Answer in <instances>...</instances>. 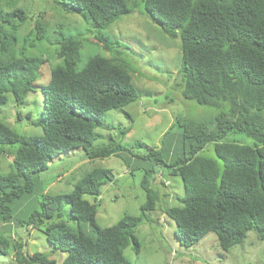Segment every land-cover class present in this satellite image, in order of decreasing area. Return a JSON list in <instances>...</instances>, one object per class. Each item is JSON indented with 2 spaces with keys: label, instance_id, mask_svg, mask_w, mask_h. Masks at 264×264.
Segmentation results:
<instances>
[{
  "label": "trees",
  "instance_id": "trees-1",
  "mask_svg": "<svg viewBox=\"0 0 264 264\" xmlns=\"http://www.w3.org/2000/svg\"><path fill=\"white\" fill-rule=\"evenodd\" d=\"M19 2L0 0V107L9 94L24 106L36 89L45 105L33 122L41 135L26 136L0 121V156L8 161H0V257H14L16 264H129L125 250L140 254L139 229L168 197L154 188L159 173L179 177L184 187L185 195L175 197L179 204L162 210L175 221L182 247L193 248L210 234L226 253L252 231L264 241V0H143L142 13L171 39H181L184 97L222 110L203 121L177 117L172 129L181 130L178 140L170 129L160 148L112 138L98 143V129L119 127L125 135L132 130L107 124L104 116L140 99L120 57L123 44L98 33L93 43L112 56H90L80 69L85 34L52 30L41 14L32 15ZM55 3L67 14L89 18V33L108 29L137 6V0ZM42 42L58 46L56 57L63 62L52 68L49 81L43 74L46 58L31 55ZM236 134L253 139L254 146L228 140ZM209 146L221 163L201 155ZM77 150L89 162L114 156L133 175L144 172L147 203L140 216L98 226L102 188L115 177L105 168L94 167L71 194L46 193L42 174ZM34 230L46 236L51 252L26 249ZM55 254L66 257L58 262Z\"/></svg>",
  "mask_w": 264,
  "mask_h": 264
},
{
  "label": "rangeland",
  "instance_id": "rangeland-1",
  "mask_svg": "<svg viewBox=\"0 0 264 264\" xmlns=\"http://www.w3.org/2000/svg\"><path fill=\"white\" fill-rule=\"evenodd\" d=\"M19 6L24 7L32 15L41 14L52 30L64 29L67 33L85 34L80 69L90 56H112L93 43V37L98 33L117 38L125 47L124 50L121 49L120 57L129 66L128 70L140 99L124 110L107 112L104 122L121 125L123 129L132 125V130L125 135L119 127L110 131L98 129L97 133L102 136L98 141L99 144H107L112 138L121 144L140 142L149 147L160 148L164 134L172 129L177 117L203 121L222 113L221 109L202 106L184 97L183 79L178 73L182 60L181 39L179 37V40L171 39L163 32L160 24L153 22L142 13L143 0H137L136 9L131 15L121 18L106 30H94L92 33L88 32L92 23L89 18L81 14H67L61 11L57 8L55 0H20ZM53 37L54 33L51 32L50 38ZM57 49L58 46L42 42L31 53L32 56H44L48 61L43 71L45 81H49L52 68L63 65V62L56 57ZM41 83H44L42 79L38 81V84ZM44 105V96L39 89L30 93L25 105L21 107L16 105L13 95L9 94L7 104L0 107V121L26 136L41 135L42 129L33 122H39ZM28 115H31V119L27 117ZM172 132L175 134L172 138L177 141L181 130L174 127ZM228 140L254 146L253 139L240 134L230 135ZM176 145L177 143L173 148ZM139 151L142 152L144 149ZM201 155L218 160L214 146H209ZM0 161L8 163L2 156ZM94 167L111 170L115 175L113 182L102 188V195L99 198L101 206L97 218L98 226L105 229L127 215L140 216L141 208L147 203L146 193L141 187L144 172L137 171L133 175L131 169L120 158L114 156L89 162L83 151L77 150L69 156L54 161L48 172L42 174L46 193L71 194L75 185ZM1 170L3 174H9L10 171L4 168ZM157 177L154 188L163 194H168V197L157 204L156 211L149 215L150 220L144 221L139 229L138 237L142 244L140 254H136L132 247L125 250L129 264H264V241L260 240L253 231L248 233L242 245L230 250L229 253L218 246L216 235L213 234L208 235L193 248L182 247L176 235L178 227L175 221L166 218L162 211L166 205L179 204L175 197L185 195L182 181L179 177L167 173L165 176ZM27 241L29 243L26 249L30 253L52 251L46 236L39 230L32 231ZM65 257L64 254L53 256L58 262ZM13 258L11 256L6 260L1 258L0 264H16Z\"/></svg>",
  "mask_w": 264,
  "mask_h": 264
},
{
  "label": "clouds",
  "instance_id": "clouds-1",
  "mask_svg": "<svg viewBox=\"0 0 264 264\" xmlns=\"http://www.w3.org/2000/svg\"><path fill=\"white\" fill-rule=\"evenodd\" d=\"M158 175L164 176V175H162L161 173H159V174L156 175V177H157ZM157 178H158V177H157ZM157 178H156V180H157Z\"/></svg>",
  "mask_w": 264,
  "mask_h": 264
},
{
  "label": "water",
  "instance_id": "water-1",
  "mask_svg": "<svg viewBox=\"0 0 264 264\" xmlns=\"http://www.w3.org/2000/svg\"><path fill=\"white\" fill-rule=\"evenodd\" d=\"M1 258H2L3 260H6V258H5L4 256H1L0 259H1Z\"/></svg>",
  "mask_w": 264,
  "mask_h": 264
}]
</instances>
